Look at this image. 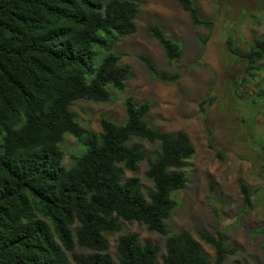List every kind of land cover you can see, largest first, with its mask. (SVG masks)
Masks as SVG:
<instances>
[{
    "label": "trees",
    "instance_id": "1",
    "mask_svg": "<svg viewBox=\"0 0 264 264\" xmlns=\"http://www.w3.org/2000/svg\"><path fill=\"white\" fill-rule=\"evenodd\" d=\"M176 1L207 29V41L214 21L201 15L194 0ZM139 8L135 0H0V264H224L239 253L226 246L221 229L198 230L215 248L212 260L190 231L168 228L179 204L174 193L188 183L186 167L196 148L185 130L150 125V99L138 103L127 96L125 121L103 117L100 132L82 125L71 109L79 99L111 100V87L126 89L131 66L114 47L137 31ZM148 32L171 64L182 58L181 44L162 26L150 24ZM232 52L255 77L264 36L255 37L248 51ZM139 58L161 81L181 77L159 71L147 54ZM257 95L264 99V82ZM215 99H202V112ZM67 133L85 146L69 168L61 147ZM134 137L159 143L146 172L154 183L148 195L138 176L125 179V170L138 171L147 157L141 144H129ZM241 189L244 208L254 209L249 186L242 183ZM121 218L166 236L162 263L160 245L134 233L118 238L116 259L108 252L106 233L120 231ZM259 232L264 255V225ZM76 245L93 252L77 253Z\"/></svg>",
    "mask_w": 264,
    "mask_h": 264
},
{
    "label": "rangeland",
    "instance_id": "2",
    "mask_svg": "<svg viewBox=\"0 0 264 264\" xmlns=\"http://www.w3.org/2000/svg\"><path fill=\"white\" fill-rule=\"evenodd\" d=\"M135 1L140 5L138 29L114 47L122 61L131 66L126 89L111 87V100L79 99L71 109L82 125L100 132L103 117L125 121L127 96H133L138 103L150 99V125L163 132L185 130L196 148L186 167L188 183L174 193L179 204L167 220L170 231H190L214 260V246L205 242L198 230L215 233L221 229L226 246L239 249L224 264L236 260L263 262V234L259 229L264 225V99L257 93L264 82V60L255 77L248 76L246 61L233 54L232 48L248 51L255 37L264 36V0H194L201 15L214 21L212 35L205 42L207 29L195 25L176 0ZM150 24H159L168 37L181 44L183 56L179 61H168L164 49L148 32ZM141 54L151 56L159 71L179 72L180 79L166 82L155 78L140 60ZM209 96L216 99L212 105L204 104L202 112L200 101ZM135 143L143 146L147 157L138 171L125 170V179L138 176L148 195L154 183L146 172L159 143L134 137L129 144ZM61 147L63 163L68 168L85 150L70 133L65 135ZM242 183L249 186L254 209L244 208ZM120 222V231L106 233L108 252L115 259L118 238L134 233L142 242L149 239L160 245L162 263L166 236L142 222L122 218ZM75 252L88 254L93 250L76 245ZM67 255L70 257L71 253Z\"/></svg>",
    "mask_w": 264,
    "mask_h": 264
}]
</instances>
